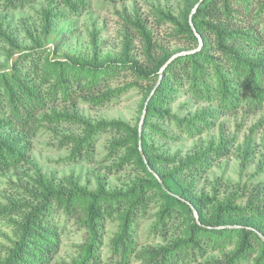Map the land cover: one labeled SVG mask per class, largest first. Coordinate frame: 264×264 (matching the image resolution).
I'll return each mask as SVG.
<instances>
[{
	"label": "trees",
	"instance_id": "trees-1",
	"mask_svg": "<svg viewBox=\"0 0 264 264\" xmlns=\"http://www.w3.org/2000/svg\"><path fill=\"white\" fill-rule=\"evenodd\" d=\"M35 1L4 0L3 8L16 11ZM57 3L64 17L79 15L88 5L87 0ZM155 11L156 24L169 22L179 47L160 44L140 15L125 18L129 29L122 48L104 58L96 48L90 58L59 53L64 37L50 49L39 38L21 48L0 29V40L8 45L7 60L0 63V174L28 162L29 141L43 121L79 128L78 134L61 137L70 147L67 160L90 159L100 135L110 132L107 158L114 160L108 168L130 165L138 173L124 188H106L100 181L88 189L71 177L54 183L36 172L29 178L32 186L23 187L25 195L0 205L2 218L16 217L11 219L12 239L0 246V264H129L131 258L141 264H193L214 250L221 256L207 264H264L263 186L249 190L244 204L233 192L220 195L217 184L211 193L197 189V178L231 154L234 139L209 140L185 155H169L156 141L169 137L161 123L193 138L214 126L217 108L222 114L264 108V0H185L176 16ZM51 18L44 8V37L51 32ZM133 40L140 44L138 53ZM119 79L126 83L113 85ZM129 87L143 97L139 129L120 119L91 122L74 107L78 99L93 106L108 103ZM181 89L195 102L217 108L177 116L170 107ZM59 102L67 103L68 110L57 111ZM253 153L250 142L244 143L241 164ZM151 204L157 209L149 230L162 242L140 246L133 226L148 215ZM60 219L83 229V240L69 261L56 260L64 227ZM108 219L117 222V229L103 247Z\"/></svg>",
	"mask_w": 264,
	"mask_h": 264
},
{
	"label": "rangeland",
	"instance_id": "rangeland-1",
	"mask_svg": "<svg viewBox=\"0 0 264 264\" xmlns=\"http://www.w3.org/2000/svg\"><path fill=\"white\" fill-rule=\"evenodd\" d=\"M87 2V9L79 15L68 14L64 17L59 14L64 8L61 5L56 6L57 0H37L16 11L4 9V0H0V29L9 33L21 48L33 46V39L39 38L38 42L46 44L50 49L53 48L52 42L64 37L59 53L77 54L90 58L96 48L99 53L98 57L104 58L116 56L122 48L123 37L129 29L125 18L140 15L146 20L153 37L160 44L170 49L181 45L175 37L170 35L169 22H164L161 26L156 24L155 9L170 11L176 16L180 9H183L185 0H87ZM44 8L50 12L53 22L51 32L45 37L41 32ZM93 33H96V36H93ZM133 44V51L138 53L140 51L139 42L133 40ZM7 50L8 45L0 40V63H5L7 60ZM122 81L123 79L114 81L113 85H124L126 81ZM142 100V94L138 89L129 87L108 103L93 106L78 99L74 107L80 115L91 122L120 119L130 125L138 124L139 129L143 117V113L140 112ZM55 108L57 111L68 110L69 105L59 102ZM170 108L177 116L183 117L198 115L205 108L216 109L217 107L207 102H195L181 89L175 95ZM217 113L219 114L212 118L214 126L193 138L181 135L172 125L161 123L169 137H156V141L164 146L169 155H185L197 145L204 146L209 140L217 144L220 138H233L231 154L215 161L206 174L197 178V189L211 193L212 186L217 184L216 190L220 195L233 192L238 196V202L244 204L247 193L255 185L260 184L264 189V108L249 111L242 107L235 113L225 114L217 108ZM78 132L79 128L70 122L56 126L43 121L38 132L29 141L28 162H22L18 167L0 174V205H6L14 196L25 195V192H22L23 187L32 186L29 178H34L36 172L54 183L71 177L74 182L77 181L78 185L88 189L96 188L100 181L106 188H124L138 176L130 165L118 171L108 168L114 160L107 158V144L112 135L110 132L100 135L90 159L80 162L67 160L70 147L61 143V137L71 133L78 134ZM247 141L254 148V153L244 166L241 164L240 152L242 145ZM261 208L264 212V204H261ZM156 209L157 206L153 204L148 215L136 221L133 226V233L140 246L162 242L157 232L149 230L154 218L152 215ZM13 218L0 216V246H7L13 237V221L11 220ZM60 224H64V227L60 235L56 260L69 261L72 256L76 255L78 245L83 240V229L79 228L73 220H65L64 223L60 219ZM116 229L117 222L114 219L106 220L102 237L103 247L107 245ZM102 252L106 255L105 249ZM220 254L221 252L217 250L210 251L193 264H201V262L207 264L210 260L220 257ZM129 264L141 263L131 258Z\"/></svg>",
	"mask_w": 264,
	"mask_h": 264
},
{
	"label": "water",
	"instance_id": "water-1",
	"mask_svg": "<svg viewBox=\"0 0 264 264\" xmlns=\"http://www.w3.org/2000/svg\"><path fill=\"white\" fill-rule=\"evenodd\" d=\"M197 4H198V3H197ZM197 4H195V6H196ZM195 6H194L193 9L191 10V13L194 11ZM182 53H185V51H183V52H177V53L173 54V55L167 60L166 63H168V62H169L173 57H175L176 55H178V54H182ZM166 63H165V64H166ZM165 64L163 65V67L165 66ZM163 67H162V68H163ZM162 68H161V70H162ZM195 217L197 218V214H196V212H195Z\"/></svg>",
	"mask_w": 264,
	"mask_h": 264
}]
</instances>
